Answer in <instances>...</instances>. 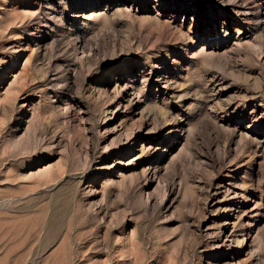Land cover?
Masks as SVG:
<instances>
[{
	"label": "rangeland",
	"instance_id": "obj_1",
	"mask_svg": "<svg viewBox=\"0 0 264 264\" xmlns=\"http://www.w3.org/2000/svg\"><path fill=\"white\" fill-rule=\"evenodd\" d=\"M0 264H264V0H0Z\"/></svg>",
	"mask_w": 264,
	"mask_h": 264
},
{
	"label": "bare ground",
	"instance_id": "obj_2",
	"mask_svg": "<svg viewBox=\"0 0 264 264\" xmlns=\"http://www.w3.org/2000/svg\"><path fill=\"white\" fill-rule=\"evenodd\" d=\"M152 132L154 133V132H156V128L155 129H153L152 130ZM137 141V140H136ZM135 148V147H134ZM145 149H146V147L145 146H143V149H141V150H139V152L140 151H145ZM136 155V154H135ZM236 160V159H235ZM146 178V177H145ZM238 243V242H237ZM243 244H245V242H243Z\"/></svg>",
	"mask_w": 264,
	"mask_h": 264
}]
</instances>
